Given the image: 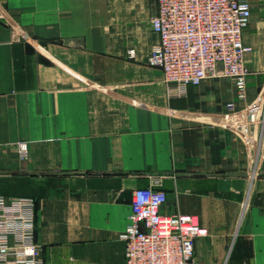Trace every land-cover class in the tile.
I'll use <instances>...</instances> for the list:
<instances>
[{
  "label": "crops",
  "instance_id": "obj_1",
  "mask_svg": "<svg viewBox=\"0 0 264 264\" xmlns=\"http://www.w3.org/2000/svg\"><path fill=\"white\" fill-rule=\"evenodd\" d=\"M250 1L242 97L224 76L169 94L148 62L157 0H0V193L35 199L43 264H126L133 193L156 178L165 213L208 229L201 263L264 264V0Z\"/></svg>",
  "mask_w": 264,
  "mask_h": 264
},
{
  "label": "built area",
  "instance_id": "obj_2",
  "mask_svg": "<svg viewBox=\"0 0 264 264\" xmlns=\"http://www.w3.org/2000/svg\"><path fill=\"white\" fill-rule=\"evenodd\" d=\"M251 16L250 0H157L152 25L159 42L148 62L162 69L169 94L181 96L209 76H224L232 78L245 97V58L253 48L243 34ZM17 152L26 159L28 143L19 142ZM160 183L156 178L133 193L131 219L120 234L126 264H203L195 242L208 229L196 215L165 213L168 195ZM41 252L35 199L0 193V264H43Z\"/></svg>",
  "mask_w": 264,
  "mask_h": 264
}]
</instances>
